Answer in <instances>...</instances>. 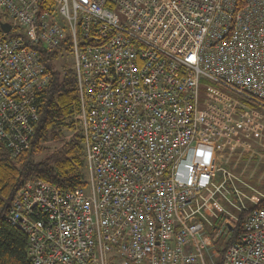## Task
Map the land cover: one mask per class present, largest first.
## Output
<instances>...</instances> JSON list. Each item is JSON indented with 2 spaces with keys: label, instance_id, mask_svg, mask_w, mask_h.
Segmentation results:
<instances>
[{
  "label": "built area",
  "instance_id": "1",
  "mask_svg": "<svg viewBox=\"0 0 264 264\" xmlns=\"http://www.w3.org/2000/svg\"><path fill=\"white\" fill-rule=\"evenodd\" d=\"M0 13L11 157L52 80L42 50L70 54L77 78L86 186L30 178L9 209L33 264H264V204L222 154L264 110V0H0ZM241 211L220 257L211 231L232 238Z\"/></svg>",
  "mask_w": 264,
  "mask_h": 264
},
{
  "label": "trees",
  "instance_id": "2",
  "mask_svg": "<svg viewBox=\"0 0 264 264\" xmlns=\"http://www.w3.org/2000/svg\"><path fill=\"white\" fill-rule=\"evenodd\" d=\"M3 16L0 13V19H5ZM69 39L70 36L65 42L67 45H70ZM66 49L70 52L69 47ZM62 51L61 47L51 53L42 50L52 80L38 96L40 117L30 147L13 158L0 143V264H33L28 255L27 234L8 220L12 199L27 180L37 177L63 188L86 186L87 165L83 138L80 133H75L67 139L62 130L66 120L79 109L75 72L67 62L60 67L56 65L63 55ZM51 140L60 141L61 146L43 159H35V156L45 151V144ZM259 203L263 205L264 198ZM245 216L246 211L240 214L239 221L233 223L232 238L220 249V257L241 230ZM224 218L222 214L216 221L217 227L223 224ZM211 232L221 248L214 229Z\"/></svg>",
  "mask_w": 264,
  "mask_h": 264
},
{
  "label": "rangeland",
  "instance_id": "3",
  "mask_svg": "<svg viewBox=\"0 0 264 264\" xmlns=\"http://www.w3.org/2000/svg\"><path fill=\"white\" fill-rule=\"evenodd\" d=\"M2 15V14H1ZM4 17V16H3ZM6 19V17H5ZM64 62L72 65V56L68 53H64L56 62V65L60 67ZM77 112V111H76ZM69 119L66 120V125L63 126L62 130L65 133V137L70 139V137L75 133L79 132V117L76 113ZM256 124L258 125L257 130L249 138H245L246 147L240 146L237 148H228L222 154L225 155V160L228 163L224 164V167L229 169L233 174L237 175L241 181L245 184L238 183V187L242 190L243 194L249 196L256 201H260L264 198V163H260V155H264V110L259 108L256 109V117L254 118ZM46 149L43 153L35 156V159L41 160L53 150L61 146L60 141H48L46 144ZM220 153V152H218ZM224 160V159H222ZM256 167L253 165L256 164ZM260 165V166H259ZM252 166V167H250ZM258 166V167H257ZM87 176L88 172L86 171ZM34 178V177H32ZM223 178L218 175L217 182H220ZM229 187V185H228ZM251 189V190H250ZM244 203L252 204L247 198H244ZM239 219L240 220V214ZM233 222V221H232ZM236 222V221H235ZM234 223V222H233ZM220 240L222 246L229 240L227 237L217 238ZM215 241V240H214ZM219 242V241H218ZM218 244V243H217ZM189 251V248L186 250Z\"/></svg>",
  "mask_w": 264,
  "mask_h": 264
},
{
  "label": "water",
  "instance_id": "4",
  "mask_svg": "<svg viewBox=\"0 0 264 264\" xmlns=\"http://www.w3.org/2000/svg\"><path fill=\"white\" fill-rule=\"evenodd\" d=\"M1 27L4 31H9L11 29V24L9 22H2Z\"/></svg>",
  "mask_w": 264,
  "mask_h": 264
},
{
  "label": "crops",
  "instance_id": "5",
  "mask_svg": "<svg viewBox=\"0 0 264 264\" xmlns=\"http://www.w3.org/2000/svg\"><path fill=\"white\" fill-rule=\"evenodd\" d=\"M262 151H264V150H262ZM260 158H261V159H260V160H261V161H260V162H261L260 164L262 165V164L264 163V155L261 154V155H260ZM256 165H257V162H256V164H254L253 166L256 167ZM259 166H260V165H259ZM250 167H252V166H250ZM257 167H258V166H257ZM250 190H251V189H250ZM263 194H264V193H263Z\"/></svg>",
  "mask_w": 264,
  "mask_h": 264
}]
</instances>
